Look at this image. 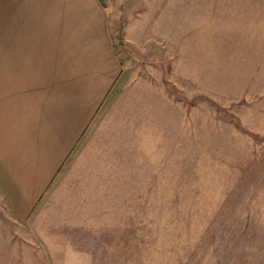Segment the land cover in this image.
I'll return each instance as SVG.
<instances>
[{
    "label": "rangeland",
    "instance_id": "1",
    "mask_svg": "<svg viewBox=\"0 0 264 264\" xmlns=\"http://www.w3.org/2000/svg\"><path fill=\"white\" fill-rule=\"evenodd\" d=\"M102 4L121 70L37 209L94 264H264V0Z\"/></svg>",
    "mask_w": 264,
    "mask_h": 264
},
{
    "label": "crops",
    "instance_id": "2",
    "mask_svg": "<svg viewBox=\"0 0 264 264\" xmlns=\"http://www.w3.org/2000/svg\"><path fill=\"white\" fill-rule=\"evenodd\" d=\"M102 1L0 0V264H94L37 208L121 70Z\"/></svg>",
    "mask_w": 264,
    "mask_h": 264
}]
</instances>
